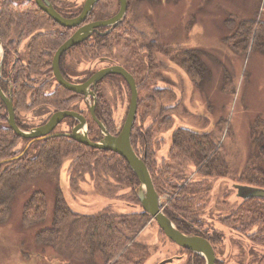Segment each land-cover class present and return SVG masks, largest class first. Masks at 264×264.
Instances as JSON below:
<instances>
[{
  "label": "trees",
  "instance_id": "16d2710c",
  "mask_svg": "<svg viewBox=\"0 0 264 264\" xmlns=\"http://www.w3.org/2000/svg\"><path fill=\"white\" fill-rule=\"evenodd\" d=\"M49 1L65 17H72L80 10V6L66 7L62 0ZM112 1L116 3L117 0H98L87 20L94 21L105 17ZM126 1V15L120 24L104 36L92 34L77 48H84L91 62L103 65L114 63L128 71L135 80L138 92L145 93L142 99V102L145 100L144 109L153 108L155 101L170 93L166 88L153 86L155 80L160 79L157 71L162 68L156 61L155 53L168 57L170 62L187 74L193 84L198 85L204 70L197 51L187 48L172 50L161 46L155 33L150 35L136 30L137 20L131 19L133 7L148 0ZM117 7L116 3L113 14ZM227 23L232 32L226 38V43L233 52L244 53L249 48L264 44V22L233 19ZM50 24L57 27L56 33L38 32L39 28ZM70 29L54 23L33 0H0V39L3 48V80L0 81V88L3 92H8L11 85L15 122L19 128L26 129V125L29 127L23 121L22 114L32 113L38 116L52 111L68 110L79 100L80 96L59 85L48 88L53 80L52 53L67 37ZM25 37L31 43L27 49V60L22 63L17 56V46ZM120 54L124 56V63L120 62ZM64 59L63 56L60 61L62 72ZM109 77L123 80L118 75H108L104 79ZM102 81L97 84L95 116L104 123L110 134L115 135L121 125L112 120L109 106L101 93ZM161 110L164 114L171 109L162 107ZM143 114L148 113L143 111L140 116ZM68 120L72 121L67 119V122ZM90 120L88 119V123ZM157 124L148 126L142 132L133 125L130 142L138 156L136 144L142 149V156L139 157L148 169L158 197L167 196L161 204L162 212L182 232L189 231L187 224L196 226L216 248L223 239L222 234L205 227L202 218L213 180L224 176L227 169V165L218 159L219 148L216 147V141L211 133L178 128L172 134L168 151L172 164L157 168L152 138L155 132L170 126V119L163 118ZM254 128L261 131L259 139H263V144L259 153L264 157V121H257ZM94 129L99 131L97 127L89 125V138L97 140L100 136ZM20 141L29 140L18 137L10 129L6 121L5 105L0 100V222L7 219L10 201L22 180L44 174L57 175L63 161L68 158H72V183L82 172L90 173L95 182L105 181L101 179V173L102 176L109 175L126 181L131 188L130 198L139 204L134 192L138 180L119 155L82 145L66 136L37 139L26 148L17 149ZM185 165L195 168L197 180L187 181L188 178L183 173ZM240 181L246 186L264 189V170L259 166L246 169ZM46 214V197L44 193L36 191L23 204L21 220L24 225L31 226L42 221ZM150 219L142 208L139 212L126 215H114L106 211L91 215L79 214L68 207L61 192L56 189L51 224L35 234V241L37 244L50 246L61 254L68 252L85 260L97 252L103 259L102 264H141L140 253L131 250V246L135 245L134 238L138 231ZM224 221L227 226H232L237 231L246 233L253 229L248 234L249 240L264 245V199H241ZM161 233L163 234L162 231Z\"/></svg>",
  "mask_w": 264,
  "mask_h": 264
},
{
  "label": "rangeland",
  "instance_id": "374dc122",
  "mask_svg": "<svg viewBox=\"0 0 264 264\" xmlns=\"http://www.w3.org/2000/svg\"><path fill=\"white\" fill-rule=\"evenodd\" d=\"M62 1L66 7L75 8L83 0ZM116 3L112 1L107 15L99 20L112 16ZM131 19L137 20L136 30L150 35L155 33L161 46L172 50H196L204 70L202 80L195 85L168 57L155 53L162 68L157 71L160 79H156L153 86L166 88L170 93L155 101L154 109H144L145 100L142 102V99L145 93L138 92L134 127L142 132L148 126H157L163 118L170 119V126L155 132L152 138L157 168L172 164L168 151L172 134L178 128L213 135L219 148L218 159L227 165L224 176L213 180L202 216L204 226L221 232L223 237L216 245V263L264 264V245L248 238L253 229L246 233L237 231L224 221L241 202L233 186L245 185L240 183L242 173L255 166L264 170V157L259 153L263 139H259L260 129L254 128L257 121H264V44L244 53L233 52L226 43L232 32L227 22L233 19L264 22V0H148L134 5ZM72 58L75 62L79 59L75 54ZM119 59L121 63L125 62L122 54ZM93 62L89 63L90 71L103 66ZM100 89L112 120L121 125L129 105L127 86L122 79L109 77L101 82ZM162 107L171 110L163 114ZM143 111L148 114L140 116ZM22 117L26 119L28 129L37 127L41 118L32 113L22 114ZM88 124L97 127L91 120ZM67 125V121L62 122L55 132L67 131ZM25 127L27 129V125ZM94 130L100 136V132ZM27 145L28 142L20 141L16 148H26ZM136 148L141 157L142 149L138 144ZM71 164L72 158H68L63 161L57 175L26 178L18 184L9 204V215L0 222V264H102L103 259L97 252L85 260L36 243L35 234L51 224L56 189L68 207L79 214L106 211L126 215L141 210L140 204L130 198L131 188L126 181L105 174L102 176L101 173L100 177L105 181L95 182L90 173L82 172L72 183ZM195 171L191 165L184 166L187 181L198 179ZM36 191L46 197L47 214L42 221L26 226L21 220L22 207ZM166 199V195L159 196L161 209ZM134 239L135 245L131 250L140 253L141 264H157L166 259H172L168 264L187 263L183 251L161 233L153 219L141 227Z\"/></svg>",
  "mask_w": 264,
  "mask_h": 264
},
{
  "label": "water",
  "instance_id": "95a60500",
  "mask_svg": "<svg viewBox=\"0 0 264 264\" xmlns=\"http://www.w3.org/2000/svg\"><path fill=\"white\" fill-rule=\"evenodd\" d=\"M117 1L118 10L114 15L104 20L91 22L76 29L70 35V37L58 47V49L53 55L52 60L53 74L60 86H62L68 91L84 95L85 99L92 97L93 100L89 106V112L92 120L95 122L100 132V137L98 138V140H92L89 138L86 119L81 114L71 110L57 111L52 113L43 125L34 127L29 130L20 129L16 125L14 119V112L10 94L6 95L0 90V99L5 105L6 109V121L10 129H12L18 137L23 139H29L28 145L34 140L41 139L44 137L66 136L82 145L95 149L110 151L122 157L138 180V185L135 187L134 192L142 210L146 212L156 222L157 226L163 232L165 237L177 246L184 249H188L194 254H197L204 258L205 264H214V251L207 240L193 234H185L181 232L176 228L172 221L169 220L163 214L162 209L160 208L159 197L153 187L148 169L144 164L143 159H141L135 153L131 145L130 134L135 120L138 103L137 86L131 74L126 71L123 67L113 65L106 68H102L92 73L91 76L85 82L75 84L66 81L59 72L58 62L62 53L65 50L78 44L79 42L84 41L93 32H97L98 28H107L104 33H101L102 35L107 34L115 26H117L123 21L127 11V2L126 0ZM35 2L59 25L66 27H76L80 25L90 14L98 0H84L79 14L70 19H65L61 17L47 0H35ZM1 56L2 47L0 42V69ZM111 74L119 75L123 78L129 88L130 94L129 106L126 116L123 120L119 132L115 135L110 134L104 123L102 121L97 120L94 115V105L96 99L95 87L100 80H102L105 76ZM67 117H70L76 121V124L72 127L71 131L68 133H51V131L64 118ZM234 189H236L237 197L241 199H264L263 188L250 187L246 185H234ZM171 261L172 259H166L159 262L158 264H168Z\"/></svg>",
  "mask_w": 264,
  "mask_h": 264
},
{
  "label": "flooded vegetation",
  "instance_id": "af4514ba",
  "mask_svg": "<svg viewBox=\"0 0 264 264\" xmlns=\"http://www.w3.org/2000/svg\"><path fill=\"white\" fill-rule=\"evenodd\" d=\"M34 1V3L36 4V2H35V0H33ZM43 1V0H42ZM50 4H51V2L49 1V0H47ZM83 2H84V0L82 1V3L79 5L80 6V10H79V12L81 11V8H82V5H83ZM118 2V1H117ZM37 5V4H36ZM38 6V5H37ZM51 6L54 8V6L51 4ZM39 7V6H38ZM40 8V7H39ZM41 9V8H40ZM42 10V9H41ZM54 10L61 16V17H63V18H65V19H70V18H73V17H75V16H77L78 14H79V12L76 14V15H74V16H72V17H65V16H63L62 14H61V12H59V10H57V9H55L54 8ZM43 11V10H42ZM44 12V11H43ZM46 13V12H45ZM91 13V12H90ZM47 14V13H46ZM48 15V14H47ZM90 15V14H89ZM88 15V16H89ZM49 16V15H48ZM88 16L85 18V20L80 24V25H78V26H76V27H67V28H71L70 29V32H69V34L67 35V37L55 48V50L53 51V53H52V58H51V71H52V75H53V80H52V82H51V84H50V86L48 87V88H51V87H54L55 85H59L58 84V82L56 81V78H55V76H54V74H53V69H52V60H53V55H54V53H55V51L58 49V47L62 44V43H64L69 37H70V35L76 30V29H78L79 27H81V26H84V25H86V24H89V23H91V22H94V21H98V20H94V21H89V20H87L88 19ZM50 17V16H49ZM111 17V16H110ZM51 18V17H50ZM52 19V18H51ZM104 20V19H103ZM52 21L54 22V23H56L57 25H59L55 20H53L52 19ZM60 27H66V26H61V25H59ZM107 30V28H98L97 29V32H93L92 34H98V35H100V36H104V35H106V34H101V33H104L105 31ZM52 32V33H56V31H57V27H55L54 25H46V26H43V27H41V28H39V30H38V32H42L43 34L44 33H49V32ZM91 34V35H92ZM90 35V36H91ZM89 36V37H90ZM88 37V38H89ZM87 38V39H88ZM87 39H85L84 41H82V42H79L78 44H76V45H74V46H72V47H70V48H68L67 50H65L63 53H62V55H61V57H60V59H59V62H58V68H59V72H60V74L62 75V77L66 80V81H68V82H71V83H75V84H80V83H83V82H85L90 76H91V74L92 73H94V72H96V71H98V70H100V69H102V68H106V67H109V66H113V65H118V64H114V63H108V64H104L101 68H99V69H95V70H93V71H90V69H89V63L91 62L90 61V59H89V57H88V54H86V51H85V49L83 48V49H79V48H77V46L78 45H80L81 43H83V42H85ZM0 42H1V39H0ZM30 43H31V41H30V39L28 38V37H25L24 39H22L21 41H20V43L18 44V46H17V56H18V58H20V61L22 62V63H25L26 62V60H27V54H28V51H27V49H28V46H30ZM1 47H2V43H1ZM79 47V46H78ZM75 55H77L78 57H79V59H78V61L77 62H75L74 61V59L72 58L73 57V55L74 54ZM65 57V59H64V61H63V67H64V72H62L61 71V68H62V65L60 64V61H61V58L62 57ZM14 58V57H13ZM68 58H70V59H68ZM3 60V48H2V56H1V69H2V61ZM83 62V63H82ZM83 65V67L81 68V67H79L80 65ZM118 66H121V65H118ZM122 67V66H121ZM1 69H0V81L1 80H3V78H2V72H1ZM111 75H115V74H111ZM108 76V75H107ZM119 76V75H118ZM106 77V76H105ZM104 77V78H105ZM121 77V76H120ZM103 78V79H104ZM102 79V80H103ZM102 80H100V81H102ZM99 81V82H100ZM98 82V83H99ZM125 82V81H124ZM97 83V84H98ZM127 85V84H126ZM60 86V85H59ZM137 86V85H136ZM62 87V86H61ZM128 87V86H127ZM0 90L2 91V89L0 88ZM128 90H129V88H128ZM11 85L9 86V89H8V92H3L4 94H6V95H9L10 94V96H11ZM71 92V91H70ZM138 92V91H137ZM72 93H74V92H72ZM75 95H77V96H80V98H79V100L73 105L74 107L72 108V109H68V110H71V111H74V112H77V113H79V114H81L85 119H86V122H88V119H91L92 120V118H91V115H90V112H89V106H90V104H91V102H92V97H89L88 99H85V97H84V95H81V94H76V93H74ZM95 96H96V99H97V85H96V87H95ZM130 95V94H129ZM96 99H95V105H94V115H95V106H96ZM1 100V99H0ZM11 101H12V96H11ZM80 104H82V108L80 107ZM12 106H13V102H12ZM129 106V105H128ZM86 110V113H84V111ZM127 110H128V108H127ZM59 111H64V110H59ZM13 112H14V108H13ZM54 112H57V111H52V112H50V113H47V114H38V116H35V117H41V118H39L40 119V123L38 124V126H40V125H43L47 120H48V118H49V116L52 114V113H54ZM136 112H137V110H136ZM126 113H127V111H126ZM125 116H126V114H125ZM96 117V116H95ZM135 117H136V115H135ZM125 118V117H124ZM14 119H15V114H14ZM67 119H72V118H70V117H67V118H64L52 131H51V133H68V132H70L71 131V129H72V127L76 124V121L74 120V119H72V121H69V122H67L68 123V129H67V131H64V130H61V131H58V132H55V130H56V128H58L61 124H62V122H64V121H67ZM96 119L98 120V118L96 117ZM24 122H26L27 123V121H26V119L24 118V120H23ZM93 121V120H92ZM100 121V120H99ZM135 121V120H134ZM94 122V121H93ZM122 125V124H121ZM87 127H88V135H89V125H88V123H87ZM21 129V128H20ZM32 129V128H31ZM22 130H29L28 129V127H27V129H22ZM120 130V129H119ZM51 137V136H50ZM44 138H46V137H44ZM41 139H43V138H41ZM29 140V139H28ZM98 140V139H97ZM29 142V141H28ZM239 185V184H238ZM233 189H234V186H233ZM235 190V194H236V189H234ZM188 226H189V231H187V233H185V232H183V233H185V234H193V235H196V236H199V237H202V238H204L205 240H207L208 242H209V240L205 237V234L202 232V230H200V229H198V228H196V226H194V225H190V224H187ZM179 230V229H178ZM182 232V231H181ZM165 236V235H164ZM170 241V240H169ZM171 242V241H170ZM173 243V242H172ZM174 244V243H173ZM209 244L211 245V247H212V249H213V251H214V255H215V261H214V264H217L216 262H217V257H216V248L209 242ZM175 246H177L176 244H174ZM178 247V249L179 250H181V251H183L182 252V254H183V256H185L186 257V259H185V261H187V263L186 264H205V259L204 258H202L201 256H199V255H197V254H194L193 252H191L190 250H188V249H184V248H181V247H179V246H177ZM158 264V263H157Z\"/></svg>",
  "mask_w": 264,
  "mask_h": 264
}]
</instances>
